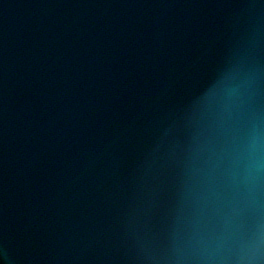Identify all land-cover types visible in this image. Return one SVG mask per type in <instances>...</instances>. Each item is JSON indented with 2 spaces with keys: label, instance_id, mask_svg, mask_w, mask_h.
<instances>
[{
  "label": "water",
  "instance_id": "water-1",
  "mask_svg": "<svg viewBox=\"0 0 264 264\" xmlns=\"http://www.w3.org/2000/svg\"><path fill=\"white\" fill-rule=\"evenodd\" d=\"M257 241L264 0H0V264H237Z\"/></svg>",
  "mask_w": 264,
  "mask_h": 264
},
{
  "label": "clouds",
  "instance_id": "clouds-1",
  "mask_svg": "<svg viewBox=\"0 0 264 264\" xmlns=\"http://www.w3.org/2000/svg\"><path fill=\"white\" fill-rule=\"evenodd\" d=\"M223 96L228 98H233L235 95V89L228 88L223 91ZM259 148V141H253V149L258 150ZM260 167V162L257 160L254 164V169ZM261 242L257 241L254 244L244 248L241 250V259L237 262V264H262L260 260V256L262 254Z\"/></svg>",
  "mask_w": 264,
  "mask_h": 264
}]
</instances>
